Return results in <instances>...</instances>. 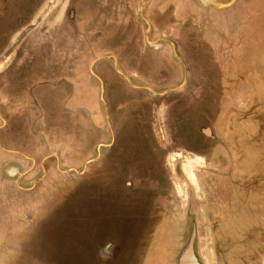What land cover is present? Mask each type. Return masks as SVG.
Instances as JSON below:
<instances>
[{
    "label": "crops",
    "instance_id": "1",
    "mask_svg": "<svg viewBox=\"0 0 264 264\" xmlns=\"http://www.w3.org/2000/svg\"><path fill=\"white\" fill-rule=\"evenodd\" d=\"M58 1L63 3L64 0H40V46L33 48L28 45L25 47L23 44L19 47L21 50L20 53H17V34L19 35L20 33L26 32L24 25L17 26L18 22H21L20 15L23 14V10L26 7L25 4H23L25 1L0 0V155H3V157L0 158V199L2 195V200L9 203V206H7L8 209L18 211V215L14 217L13 221H11V217L10 221L8 220V229L6 228V233L0 230V241L7 240L8 244L16 238V235L17 238H19L20 236L30 237V235L31 237H42L44 234H48V230L42 227L39 228V226L48 218L54 219V209L51 203L54 202V204L58 206L60 200H66L67 197H70V193H67L68 191L72 190V199L76 196L81 199V195H84L88 191L91 194L88 196L89 198L95 196L94 192L97 191V189L93 190L92 187H90L91 185L99 183V181L107 182L108 178L116 176L93 172V169L97 168L95 161H102L105 155L113 151L108 148L104 149V146L116 145L118 147L120 144V136H117V128L111 125L110 115L117 111H121L122 108L125 107H133L132 109L136 107L142 108L144 106L143 101L153 106L154 99L162 95L163 92H173L175 94L184 95L183 98L185 99V103L182 105L183 108H187V106L191 107L194 104V106L200 105V108L195 111L199 113V118L194 119V121H199V125H196L194 122V126L195 131L199 134L197 140L202 141L201 144L205 146L202 152L194 153L193 155L186 153L181 155L180 159H178V155L175 154L171 155L174 157L169 160L182 162L187 159L188 156L198 157L204 166L203 169H200L202 171L200 174L205 179L212 180L207 190L209 194L214 193V188H216L215 193L218 192L224 186V179L243 177L242 173L244 170H242L241 167L243 165L238 166L236 164L237 158H243L239 154V150L244 147L242 145L254 146V148L257 149L258 146L261 147L264 144V121L261 120V116H264V105H262L264 99L262 100V104L257 101V98H264V74H257L258 82L255 81V74L252 76L253 79L252 77L249 78L251 82H241L243 83V89H246L244 91H247L248 97V106L245 111L241 112L232 109L230 101H226L227 97H231V95L221 96L222 98L219 102L220 105L218 110L221 112V121L224 122V125L220 128L214 125L213 127L215 128L210 126L209 118L211 117V109L209 105L213 99H206V97H204L205 92H210L208 87L211 86L212 83H219L222 85L229 82H239L238 78L233 73L235 67L240 64L244 63L249 66H258L260 71L263 69L262 72L264 73V51L261 60L250 55L248 50L247 56L244 57L242 63L238 60L239 58H234V56L231 55L232 53H227L228 50L234 51L233 47L228 49L225 48L224 40L226 39V43H229L227 37H224L223 33H216L211 30L217 27L213 26V24H217V22L209 19L210 14L213 13L218 16V14L230 12L231 10L210 8L213 7L211 6L213 5V0H158L159 2L155 0H126L130 7H127L125 13L119 11L116 17L118 21L114 20L116 21L115 28H118L119 32L123 35L125 34L124 40H121L120 57L110 53L106 57L94 58L93 56L88 57L85 53L81 54L78 44L76 46L73 45V34H75L77 38H79L80 35V22L77 23L76 33L73 31L75 26L65 28L63 11H58ZM90 1L95 2L97 0ZM100 1H104L105 3L111 2V0H99V2ZM167 1L168 3H166ZM215 1L218 2L217 0ZM172 4H174L173 8L171 6ZM200 5H203L205 8H202ZM164 6L169 9L166 10L167 8ZM162 8H165V10L163 11ZM159 12L161 17L169 23L168 26L161 29L157 27L153 20V17L156 16L155 13L158 14ZM235 14H237V17L250 19L253 15L246 10H238ZM97 16L98 18L95 19L97 25H92L91 19H89L92 17L87 16V21L83 22L82 28L87 29L88 32L91 33H94L95 28H108V26L106 27V21L111 17H108L106 14ZM224 26L225 25L221 26V30H223ZM17 27L19 28L17 29ZM229 28L234 30L229 31L228 34L231 35L229 40H238L242 36L243 41H251L252 38H256L254 35L258 34L256 29L259 28V26L250 25L249 31L246 30L247 26L244 25H241L240 28H232L229 26L227 29ZM161 32H166L168 38H170L169 35L173 36L182 33L184 39L182 58H172L167 51H160L162 45L159 44V37L157 34ZM107 33H112V27L109 28ZM207 33L208 35L205 36L204 34ZM65 35H67V39L71 38L69 42L70 45H65ZM143 35L147 36L146 39L143 38ZM259 38L260 35L257 37L256 42L261 51L262 49L264 50V40ZM26 39L27 38H25V40ZM22 40H24V38H22ZM168 43L169 46L175 47L176 43L174 38L170 39V41L168 40ZM196 44L197 47H195ZM204 46L206 50H208L209 55L213 54V60L205 59L203 61L198 59L203 56ZM65 48H71L73 51L72 56L75 51V55L77 54L80 58L78 62L72 59L73 61L69 63L70 65L73 64L75 67L74 78L69 81V83L71 82V86L66 87V89L61 87L59 90L56 87L58 85H54L56 87L54 91L55 96L57 98L61 96V101L58 102L60 107H65L68 112L67 116L61 119V122L67 120L71 124V127L66 128L63 123L59 124L62 130L66 131L67 134L70 133L66 137L67 141L63 142L64 145H61L59 148L60 145L56 143L57 141L50 142L48 140V128L43 125L41 119H37L39 118L38 113H42L41 110H46V107L49 106L47 104L48 101L44 99L49 94L48 79L39 78L40 81H36V85L31 88L28 86L27 90H24V97H22L21 90V93L15 94V88L18 85L21 89L26 88L24 83L30 80V75H26V72L22 73L25 71L23 68L26 66L34 67L27 70L32 72L36 69L35 67L38 66L49 65L53 67L60 65L63 67L64 64H68L69 58L64 57ZM91 48L92 46L88 47L90 52H92ZM172 59L174 61L173 67ZM102 60H105V63L102 64ZM203 63H206L205 66ZM160 64H165L166 66L169 64L168 67H172L169 72H171L173 78L180 74L181 66L183 77L182 84L176 88L171 89L168 87L169 89L166 91L163 90L159 92L160 88L158 84L160 82V76L155 78V80L154 75L157 76L159 74L158 66ZM177 65H180L179 68H177ZM197 66L201 68L204 66L201 74H198L200 69H196ZM213 66L216 67L215 71H224L225 74H222H224V78L227 79L222 80L221 74L208 77L206 73L208 70H212ZM252 72L255 71L253 70ZM208 78L211 80H208ZM168 80L169 79H167V81ZM190 80L192 81L189 85ZM204 80L207 82H204ZM142 81L149 83L150 86L144 87ZM252 83H257V85L253 84V86H251ZM221 85L220 89L216 88V92L217 90H219V93L222 90H225V92L227 91V87L224 85H222V87ZM212 95L213 94H210L209 96ZM193 99L195 100L193 101ZM215 100L217 101V99ZM67 107L71 108V110ZM231 125L233 126L231 127ZM82 128L86 129L88 133L87 137L77 136L80 135L78 132L83 131ZM214 130H216L217 133H215L216 131ZM259 131L260 133L257 137V132ZM28 132H30V140L32 139L31 142H33V144H30V147H28L32 150L31 152L33 154L30 152L25 153L14 147L17 136L19 139L23 140V135L25 133L24 137H26V135L29 137V134H27ZM92 133L93 135H91L90 138L89 135ZM74 136L79 140L82 139L80 144L83 146L87 143L91 150L79 169L62 170L61 164L68 160V155L73 150V146L78 145L74 142ZM49 142L57 145V147L52 145L53 151L46 153H41L40 151L37 153L35 151L50 144ZM97 147L99 150L96 152ZM10 155L14 156V158L8 160L4 158V156ZM254 156H256V154H254ZM258 158L264 160V155H261V157L257 155L251 160L257 161ZM40 165L43 169L42 172L39 170ZM81 167H84V170H81ZM244 167L246 168V166ZM116 172L118 173L121 171L116 170ZM173 172L175 175H179V170L176 169L175 166ZM68 173H72L76 177H83L84 180L81 186H78V188L69 187L76 179L73 178L71 181L65 180L63 178L64 174ZM190 173L191 171H188V169L184 171L187 178L191 176ZM39 177H42L40 182L33 181V179ZM125 177L127 179L129 174ZM192 177L194 176L192 175ZM263 177L264 173L259 176V178ZM15 178L19 180L15 182ZM85 180L87 181L85 182ZM87 182L90 186L84 187ZM97 185L99 186H96V188L100 187L99 189H101V183ZM80 189L82 191L76 195L75 190ZM108 190L112 193V188ZM117 190H113L114 197L125 200V194ZM170 190L171 193L174 194L172 187ZM18 192L25 195L31 194L33 196V194L36 193L39 195H35L36 197L33 198L30 196L29 200L21 199L19 204L23 206L16 207V205H14L12 207L11 202L14 201ZM218 194L228 198L225 190H220ZM78 198H76V200ZM131 199L132 200L127 199L128 202L132 203L131 205L126 206V204H124L126 202L125 200L121 203L120 209L129 212V208H136L134 211H139L140 206L138 205L139 199L137 194ZM159 200L161 203L162 199L159 198ZM213 201L217 203L218 199L214 197ZM115 206H117V204ZM217 208V205L208 208L209 212L215 215L216 218H218L215 214ZM156 210V217H154V219L150 218L149 221L137 220V213L135 212L133 214L134 218H132L131 215V217L126 216V227L123 231L125 235L122 240L105 238L99 240V243L97 242L98 244H94L92 253L94 263L173 264L177 257V250L179 247V245L175 243L180 241L181 235L183 234L182 232L185 225L184 217L177 215L175 199L173 201L169 200L164 206L160 205ZM49 215H52V218H50ZM126 215H129V213ZM208 219L206 217L203 220L201 219L199 224L202 225L203 223L207 227L217 224V222H210ZM55 222L58 223V221ZM1 225L5 226V222L0 221V226ZM166 227L168 228L165 230ZM171 228L172 230L175 229V231L172 232L169 230ZM167 230H169V232ZM171 232L174 234L176 233L175 236H173ZM99 233L98 229V235ZM73 238L75 241L78 240L76 236H73L72 240ZM86 240L87 239L80 240L78 246H76L74 241L79 251L82 248L80 243H86ZM214 240L218 241L219 239L214 237L213 241ZM154 242L157 244L154 245ZM170 242L174 244L169 247V249L165 247H163L164 249L160 248V245H158L161 243L164 246H170ZM145 245H149L147 246V250L143 249ZM106 246H109V250H106L105 254H98V248ZM7 250L8 253L6 254L10 258L16 254L15 250L11 248V245H7ZM50 250L52 254H54V249L50 248ZM250 251L251 250H249L247 255H244L245 260H251L253 258L251 257ZM80 253L82 254L81 251ZM243 253H245L244 248H236L233 250L232 257L229 258V261H231L232 264H251L250 261H248V263L243 262ZM200 257L204 262L205 255L201 250ZM44 264H48V262Z\"/></svg>",
    "mask_w": 264,
    "mask_h": 264
},
{
    "label": "rangeland",
    "instance_id": "2",
    "mask_svg": "<svg viewBox=\"0 0 264 264\" xmlns=\"http://www.w3.org/2000/svg\"><path fill=\"white\" fill-rule=\"evenodd\" d=\"M24 1L25 2L23 4H25L26 7L23 10L24 11L23 14L20 15L21 22H18L17 26L24 25L26 27L28 24H32L35 21H37V18H34V16L31 17L32 13H29V12L35 10V7L38 6V3L36 4V2L38 1L40 2V0H24ZM68 1L69 2L64 3L65 4L64 11H63L65 15L64 27L71 28V26H75V29L73 31L76 33L77 23L80 22L81 27H79V33H80L79 38H77L75 34H73V37H74L73 45L74 46H76L77 44L79 45L80 53L81 54L85 53L87 54L88 57L93 56L94 58L106 57L110 53H113L114 55L120 57V53H121L120 47H121V42H122L121 40H124L125 38V34L123 35L122 33L119 32L118 28H115L116 21H118V18L116 17L120 11L118 7L120 6L119 4L120 1L111 0V2H106V3L104 1L99 2V0L95 2L90 1V0H79V1L68 0ZM155 1L159 2L158 0H155ZM231 1L233 0H219L217 3L226 5V4L231 3ZM166 3H168V1ZM171 6L173 8L174 4H172ZM200 6L202 8H205L203 5H200ZM212 6L213 8H216L214 5ZM164 7L167 8L166 6ZM165 8H162V10L164 11ZM168 9L169 8H167L166 10ZM227 9L231 11L218 14V16L217 14H213V13L210 14L209 19H212V21L217 22V24L215 23L213 24V26H217V27H214L211 30H213V32H216V33L218 32L223 33L224 37H227L229 43H226L227 42L226 39L224 40L225 48L228 49V48L233 47L234 49V51L228 50L227 53H232L231 55H233L234 58H239L238 60L240 62L243 63L244 57L247 56L248 50H249L250 55H252L253 57H257L258 59H261V57H263L262 53L264 50L262 49L260 51V48H258L256 40L259 35H260L259 39L264 40V0H234L230 7L219 9V10H227ZM238 10H246L251 15L252 14L253 15L251 19L245 18V17L243 18L237 17V14H235V12ZM66 14L70 15L69 17L71 19L75 16L73 18L74 21L72 22L73 25L70 21H67ZM100 14H106L108 15V17H111L110 19L106 21V27L108 26V28H95L94 33L88 32L87 29L82 28L83 22L87 21V16L92 17V18H89L91 19L92 25H97V21H95V19L98 18L97 15H100ZM155 15L156 16L153 17V20L155 21L154 23L157 25V27H160L161 29L169 25V23H167V20H164L161 17L160 12L158 14L155 13ZM222 25H225L223 30H221ZM239 25L247 26V29H246L247 31H249L250 25L259 26V28L256 29L257 30L256 32H258V34L254 35V37L256 38H252L251 41H247V40L243 41L242 36H241L238 40H232V41L229 40V38H231V35H229L228 33L229 31H234V30H231V28L229 29L227 28L229 26L232 28H235V27L240 28ZM110 27H112V33L108 34L107 32ZM18 28L19 27H17V29ZM39 35H40L39 32H37L36 34L35 30L31 31V33L28 36L30 38L28 41L29 47L34 48V45H33L34 39L37 38ZM157 35L159 37V44L162 45L160 51H164V50L167 51V53L172 58H182L183 56L182 49H183V44H184L182 33L181 34L178 33L177 35H173V36L169 35L170 38H168V34L166 32L165 33L161 32V33H158ZM204 35L206 36L208 35V33ZM66 36L67 35L64 36L65 43L70 45L69 42L71 41V38L67 39ZM146 37H147L146 35H143V38L146 39ZM173 38L175 39V43H176L175 47H172L171 45L169 46V43H168V40L170 41V39H173ZM90 46H92L91 48L92 52H90V50L88 49V47ZM195 47H197V44ZM72 52L73 51L71 48L64 49V57L69 58V59H68V64L67 63L64 64L63 67H61L60 65L53 66V67L49 65H46V66L43 65V66L35 67L36 71L34 70L32 72L31 71L29 72L27 70H29V68L32 69L34 67H28V66L24 67L23 70L25 71H23L22 73L26 72V75H30V80L27 83H24L26 87L25 89L24 88L21 89L19 85L15 88L16 90L15 94H18L21 90L22 93L21 92L20 93L22 94V97H24L25 96L24 90H27L28 86L29 88H31L34 85H36L37 83L35 82L40 81L39 78L48 79L49 94L44 99L48 101L47 104L49 106L46 107L47 111L43 109L41 110L42 113H38L39 118L37 119L39 120L41 119L43 122V125L48 128V140L50 142L57 141L56 143L60 145L59 148L61 147V145H64L63 142L67 141L66 137L68 134H70V133L67 134L66 131L62 130L59 124L63 123L65 128L71 127V124L67 120H64V122H61V119L67 116L68 112L65 107H62V108L60 107V104L58 102L61 101L60 99L61 96H58L57 98L54 94V91L56 90V87L58 89L61 87H64L66 89V87L71 86L70 85L71 82L69 83V81L73 80L74 78L75 67L73 64L70 65L69 63L70 61H73V60L78 62L80 58L77 56V54L75 55L76 53L75 51H74L75 56L74 55L72 56ZM202 55L203 56L199 57L198 59H201L203 61L205 59L213 60L212 59L213 54L209 55V52L208 50H206V48L204 49ZM101 63L102 64L105 63V60H102ZM205 64L206 63H203L204 66ZM173 65H174V61L172 59V67ZM168 66H166L165 64H160L158 66L159 74L157 76L154 75V79L160 76L159 77L160 82L158 84L160 88L158 89L160 90V92L163 90L166 91L169 88L171 89L176 88L177 86L182 84V80H183L182 72H181L182 67L179 65L180 74L177 75L178 77L176 76L173 78V75L171 74V72H169L170 68L172 67H168ZM179 66L177 65V68H179ZM204 66H202V68H204ZM202 68L200 66L196 67V69H200L198 74L202 73ZM215 69L216 67L213 66L212 70H208V72L206 73L208 74V77L221 74L222 80L227 79V78H224L223 76L225 74L224 71L222 72L215 71ZM253 70L255 72H252ZM262 71L263 69L260 71L258 66H249V65H245L244 63L240 64L239 66L235 67V71L233 73L238 78L239 82H234V83H231L230 85L227 83L229 87H227L226 90L228 92L227 91L225 92V90H222L218 94L215 93L212 96H207L208 98L206 97L207 99L209 98L213 99L212 102L209 101L210 102L209 108L211 109V117L209 118L210 119L209 123H210V126H212V128H215L213 127V125L219 128L224 125V122L221 121V112L218 110L219 105H220L219 102L222 98L221 96L231 95V97L226 96L227 97L226 101L228 102L230 101L232 109L241 111V112L245 111L246 107L248 106L247 104L248 97H247V91H244L246 89H243V83L241 82L243 81L251 82L249 78H251L254 74L256 75L255 81L258 82V75L264 74ZM167 79L169 80L167 81ZM206 80H204V82H207L208 80H211V79L208 78V80L207 81ZM191 81L192 80L189 81V85L191 84ZM142 84L144 87L150 86V84L145 81H142ZM253 84L257 85V83H252L251 86H253ZM54 85H58V86L55 87ZM43 88H46V87H43ZM218 89H220V84H218ZM141 92L145 93L144 91H141ZM177 96L178 95L173 92L172 93L163 92L162 95L154 99L153 105L158 106L159 108L162 109L163 105L165 104L164 102L168 103L170 102V100H173V98H177ZM215 99H217V101ZM263 99L264 98H257V101L262 104ZM194 100L195 99H193V101ZM262 105H264V103ZM67 108L71 110V108L69 107ZM132 108L133 107H125V108H122L121 111H119V114L122 115V117H124V120L125 118H128L131 116L130 114L132 112L131 111ZM199 108H200V105L196 108V110H198ZM160 117L161 119L158 118L159 122L155 123L153 127L155 131L157 132V136H159L160 138H163L167 136V134L165 133V131L167 132V128L165 124L166 120H164L162 116ZM261 120L264 121L263 115L261 116ZM194 122L196 123V125L197 124L199 125V121L195 120ZM112 123H113L114 128H116V126L118 125L117 131H116L118 135L122 136V133L128 132L129 124H127L126 121H125V124L123 125L121 123L114 125L113 120H112ZM184 123L187 126L189 125V121H187V123L186 122ZM232 126L233 125H231V127ZM29 133L30 132H28L27 134ZM78 133H80V135H77L79 137H82V136L87 137L88 135V133L86 132V129H83V131L78 132ZM215 133H217V131ZM259 133L260 131L257 132V137L259 136ZM24 135H23V138H24L23 140L19 139L17 136L14 147L19 150L24 151L25 153H28V152L32 153L31 152L32 150L29 149L30 147L29 145L33 144V142H31L32 139L30 140L31 134H29V137L28 135L24 137ZM91 135H93V133L89 135L90 138H91ZM74 139H75L74 142L77 143L78 145L73 146V150L69 153V155L65 153L66 155H68V160L61 164L62 170L79 169L81 164L87 158L89 151L91 150L90 146L87 143L85 146L80 144L82 142V139L79 140L75 136H74ZM50 144L43 146L41 149H37L35 151L37 153H39V151L41 153H46V152L53 151L52 145L57 147L56 144L55 145L52 143ZM263 145L261 147L258 146V148L255 149L254 146L252 147V146L243 144L242 146L244 147H242L239 150V154L243 158H237L236 164L238 166L243 165L241 167H242V170H244V172L242 173L243 177L241 176L236 177L242 181L241 183H239V185L235 186L233 183L231 184L232 186H234V188L232 189L231 196L232 198H235L237 200L236 204L234 205L228 204L227 203V201H229L228 198H225L226 196L224 195L220 196L218 194L221 189L219 191L217 190L218 192L215 193L216 188H214L213 190L214 193L210 194L209 198H207L208 201H210L214 196L218 199V202L216 203V205L219 206L217 208L219 213L220 212L234 213L233 216L228 215V214L227 215L230 218L233 217L234 219V220L232 219L233 223H237L238 228L240 227L242 221H244L242 213L244 211L248 212L249 214L248 223H250V226L252 225L250 227L251 230L246 238L238 241V245L240 247H244L247 244V241H250L248 244V249L251 250L250 251L251 257H253L251 259V264H264V201H263L264 199V177L259 178V176L262 173H264V160L262 159L260 160L259 158L257 161L251 160L255 158L257 155L258 157H261V155H264ZM120 146H121V143H120ZM173 149H174L173 153L177 155H184V151H182L183 147L181 145L174 146ZM97 151H98V147L96 149V152ZM254 154H256V156H254ZM2 157L3 155H0V158ZM4 158L8 160V159H13L14 156L12 155L4 156ZM182 163L184 162L182 161ZM181 165H180L181 170L179 172V175L177 174L175 175L172 171L170 172V175L172 176V179H173V183L175 185V190L173 191H174V196H175V201H176V208L178 212L177 215L184 217L186 213L190 212L191 216L189 218L192 219V221L195 222V225H196L195 226L192 223L191 225L187 227L189 232H187L188 236H185L184 242L187 239V237H189V235L193 233L194 251H196L195 249H198L199 251L207 250L208 257H206L205 260L207 261L208 264H216L215 255L212 251L210 232L209 234H206V226L199 225V223L196 224V221L198 222L201 221L200 219L203 217V209H204V207H202L203 202H204L203 201L204 196H203V193L199 191V185H200L199 180L196 179L195 177L190 178V179L187 178L186 174H184L183 166ZM244 166H246V168ZM82 169L84 170V167L83 168L81 167V170ZM186 169L187 168L185 167L184 170ZM188 169L190 171L192 170L191 167H189ZM71 174L72 173L64 174L63 178L65 180H70V181L73 178L76 179L74 180V183L72 184L73 186L70 185L69 187L78 188V186H81L84 179L83 177L82 178L76 177L74 174L72 175ZM126 180L132 181V183L133 181L135 182V178L129 177ZM86 181L87 180H85V182ZM99 183H101V189H99L100 187L96 188V186H99L97 185V183H94L93 185L90 186V184H88L87 182L84 186V187L90 186L92 187L93 190L97 189V191L94 192L96 197L93 196L92 198L91 197L89 198L88 196H90L91 194L88 191L84 195H81L82 197L78 195L81 198L79 199L76 195L80 191H82L80 189V190H75L76 197L72 199L71 196L73 195V193H72V190L69 188L71 191H68L67 193H70V197H67L66 200L65 199L62 201L60 200L58 206L55 205L54 202L51 203V206L53 205V209H54L53 210L54 219L48 218L47 220H45V222L41 223V226H39V228L42 227L48 230V234L46 233L42 237H39V236L31 237L30 235V237L20 236L19 238H17V235H16V238L10 241L8 244H7V240L0 241V264H44L45 262H48V264H98V263H94L93 261L92 253H93L94 244L97 242L99 243V240H103L105 238H110L111 240L113 239L122 240L123 236L125 235L123 233L126 227L125 217L130 216L126 214L129 213L130 211L133 212L134 214L135 212L134 210L136 209V208L135 209L131 208L129 212L123 209H120L121 203L125 200H121L119 198L114 197V191H113L114 183L113 185L112 184L109 185L107 184V182H104V181H99ZM116 186H118L117 183H116ZM132 186L134 187V184H132ZM111 187H112V193L108 190V189H111ZM189 187H191L192 190L189 191V194H187V192L185 191H187ZM35 195L38 196L39 194L36 193V194H33L32 196L31 194L25 195V194L18 192V194H16L15 196L14 201L11 202L12 207L14 205H16V207L23 206L19 204L21 199L29 200L30 196H32L33 198V197H36ZM76 198L78 199L76 200ZM243 198L245 200L241 201V199ZM0 200H1L0 202V221L5 222V226L1 225L0 230L6 233V230L8 229V225H7L8 220L10 221V219L12 218L11 221H13L14 217L18 215V211H15L14 209H8L7 206H9V203L2 200V195H1ZM107 202L110 204H107ZM116 204L117 206H115ZM187 206H189V209L186 208ZM248 209H250L251 211H248ZM49 217L52 218V215H49ZM55 221H58V223ZM167 228L168 227H166L165 230ZM98 229L100 232L99 235H98ZM169 230H171L172 232L175 231V229L172 230V228ZM169 230L167 231L169 232ZM172 234L173 236H175L176 233L175 234L172 233ZM73 236L78 237V240L75 241L74 238L72 240ZM79 239L80 240L87 239L86 243H80L82 247L80 251L82 252V254L80 253L79 249L76 248V246H78V242L80 241ZM74 241L76 243V246H75ZM234 243L235 242H233V244ZM7 245H11V248L15 250V253H16L11 258L8 257L6 254L8 253ZM196 245H197V248H196ZM147 246L149 245H145L143 249L147 250L148 249ZM50 248L54 249V254H52ZM242 259H243V262L246 263L244 256L242 257Z\"/></svg>",
    "mask_w": 264,
    "mask_h": 264
},
{
    "label": "flooded vegetation",
    "instance_id": "3",
    "mask_svg": "<svg viewBox=\"0 0 264 264\" xmlns=\"http://www.w3.org/2000/svg\"><path fill=\"white\" fill-rule=\"evenodd\" d=\"M66 1V2H65ZM120 6L119 10L123 13L126 12L127 7L129 6V3L126 0H119ZM209 1V0H208ZM219 1V0H217ZM69 2L68 0H64L63 3H60L58 1V11L62 10L64 11V3ZM35 7L34 11H30L29 13H32L31 17L34 16V18H37V21H35L32 24H28L25 27L26 32L17 34V46L16 51L17 53H20L19 47H21L23 44L26 47L28 45L29 41V34L31 31L35 30V33L40 31V14H39V5ZM212 6V5H211ZM31 8V7H30ZM33 8V7H32ZM213 8V7H210ZM60 12V11H59ZM35 14V15H34ZM64 15V12H63ZM70 15L66 14L67 21H70L71 23L74 21L73 18L71 19L69 17ZM65 19V15H64ZM63 19V20H64ZM31 23V22H30ZM40 34V33H39ZM26 36V37H25ZM40 36V35H39ZM39 36L34 39L33 45L34 47L40 46V39ZM24 38V40H22ZM25 38H27L25 40ZM65 45H68L65 43ZM219 83H212L211 86L208 87V90H210L209 93L205 92V96L207 97L210 94L219 93L216 88H218ZM231 84L230 82L228 83ZM227 83H224L225 87H229ZM221 85V84H220ZM160 92V91H159ZM162 92V91H161ZM177 98H173V100H170V102H164L162 109L158 106H151L150 103H144L143 101V107L141 108H135L131 111V116L128 118L122 117V115L119 114V112L112 113L110 115L111 125H113L112 120L114 121V125L121 123L122 125L125 124V121L127 124H129L128 132L122 133V136H120V143L117 147L116 145H105L104 149L108 148L109 150H113L108 153V155H105V157L102 158V161H95L97 168L93 169L94 173H106L111 175H116L108 178L107 184L114 183V189H118V192H123L125 194L124 199L126 202V206L131 205V202H128V200H132L131 198H134V195L139 199V211H135L137 220L139 221H149L150 218L156 217L155 212H157V208L161 205L167 204V202L173 201L175 199L174 194L171 193V187L173 190H175V185L173 183L172 176L170 175V172L174 170V166L176 169L180 172V165L182 162H176L171 161L169 159H173L171 155H175L173 153V147L177 145H181L183 147L184 154H190L193 155L194 153L202 152L204 149V145L201 144L202 141L197 140L199 137V134L197 131H195L194 127V119L199 118V113H196V108L198 106H187V108H183L182 105L185 103V99L183 98L184 95L177 94ZM181 95V96H180ZM207 99V98H206ZM148 104V105H147ZM161 114V115H159ZM162 116L164 120H166V128L167 134L166 137L160 138L157 136V132L154 129V124L158 123V118L161 119ZM132 120V122H131ZM189 121V125H185L184 122L187 123ZM165 126V125H164ZM118 128V125L116 126ZM165 128V129H166ZM202 132V131H201ZM165 136V134H164ZM123 140V141H122ZM109 146V147H108ZM99 150V149H98ZM172 157V158H170ZM181 158V155H178V159ZM169 160V161H167ZM181 166L187 169L191 167V173L190 178H196L199 180V191L203 193L204 199H203V217L202 220L205 219V217L210 222H217L215 225L206 226V234H209L210 232V240L212 243V251L215 255L216 264H232L231 261H229V258H231L233 254V250L240 247L238 245V241L241 239H244L247 237V235L250 233V223H248V212L244 211L243 218L244 221H242L240 227L238 228L237 223H233V217L230 218L228 215H233L234 213H222L217 212L215 213L218 218H216L215 215L211 214L208 210L211 206H216V203L213 201V197L210 201H208L207 198H209V193L207 190L209 189L212 180L211 179H205L200 173L202 171L200 169H203L204 166L202 165V162L198 159L196 156H188L187 159L183 161ZM182 168V167H181ZM39 170L42 172L41 165L39 166ZM116 170L121 172H116ZM188 171H190L188 169ZM174 173V172H173ZM183 173V172H182ZM193 173V174H192ZM129 174L130 178H135V182L133 181H127L126 177ZM131 174V175H130ZM192 175L194 177H192ZM197 175V176H196ZM128 177V178H129ZM18 178H15V182L18 181ZM42 180V177H39L37 179H33L34 182H40ZM230 180V181H229ZM222 182V181H221ZM230 182V184H229ZM242 181L239 178H232V179H224L223 180V187L221 188V191L225 190L227 192V197L230 200L227 201L228 204H236L237 200L235 198H232V189L234 186L231 184L233 183L235 186L239 185ZM116 183L118 186H116ZM236 183V184H235ZM37 184V183H36ZM98 184V183H97ZM134 184V187L132 186ZM243 186V185H241ZM240 186V187H241ZM112 188V187H111ZM190 188V190H189ZM187 191V194H189V191H191V187H189ZM159 198L162 199L161 203ZM245 199H241V201H244ZM111 201V200H109ZM175 204L174 202H171ZM110 204V203H107ZM190 206V205H189ZM189 206L186 208L189 209ZM218 206V205H217ZM230 206V205H229ZM131 207V206H130ZM219 207V206H218ZM131 208H129L130 211ZM177 209V208H176ZM180 209V208H179ZM248 211H251L248 209ZM189 213V214H188ZM184 215V221L185 225L183 228V234L181 235L180 241L176 242L175 244L179 245L177 250V257L173 264H204L207 263L205 260L206 257H208L207 250L202 251V253L205 255V261L203 262L200 257V251L198 249H193L194 244V237L193 233L187 237V239L184 242V238L187 235L188 229L187 227L193 223L195 225V222L192 221L189 217L190 212H188ZM178 214V212H177ZM180 214V213H179ZM228 214V215H227ZM129 215L133 216V212H129ZM130 216V217H131ZM200 219V220H201ZM233 219V220H232ZM199 223L196 221V224ZM200 225V224H199ZM202 225H204L202 223ZM196 226V225H195ZM205 226V225H204ZM246 232V234H245ZM237 235V236H235ZM214 237L218 238L219 240L216 241ZM184 242V243H183ZM233 242H235L233 244ZM250 241H247V244L242 247L244 248L245 254L247 255L249 252L248 244ZM157 243L154 242V245ZM174 243L170 242V246H164L163 244L160 245V248L165 247L166 249H169V247L173 246ZM175 247V246H174ZM197 248V245H196ZM164 249V248H163ZM106 250H109V246L98 248L97 252L98 254H105ZM163 251V250H162ZM165 261V260H164ZM247 263L248 261L251 262V260H245ZM163 264V263H161ZM165 264V263H164ZM208 264V263H207Z\"/></svg>",
    "mask_w": 264,
    "mask_h": 264
},
{
    "label": "water",
    "instance_id": "4",
    "mask_svg": "<svg viewBox=\"0 0 264 264\" xmlns=\"http://www.w3.org/2000/svg\"><path fill=\"white\" fill-rule=\"evenodd\" d=\"M234 1V0H233ZM233 1H231V3L229 4H226V5H223V4H218L215 0H213V5L218 8V9H224V8H227V7H230L233 3ZM182 88V87H181ZM179 90V89H178Z\"/></svg>",
    "mask_w": 264,
    "mask_h": 264
}]
</instances>
